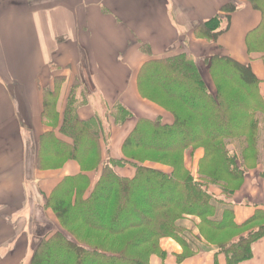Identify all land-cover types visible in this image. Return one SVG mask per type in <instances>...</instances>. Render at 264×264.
<instances>
[{"label": "trees", "instance_id": "trees-1", "mask_svg": "<svg viewBox=\"0 0 264 264\" xmlns=\"http://www.w3.org/2000/svg\"><path fill=\"white\" fill-rule=\"evenodd\" d=\"M251 2L264 13V0ZM235 7L224 5L223 10L228 9L224 29L221 16L215 15L196 26L197 35L217 39ZM248 39L251 50L264 44V16ZM207 68L212 85L196 58L186 52L143 63L137 76L139 93L171 112L174 120L167 123L160 116L139 117L124 141L125 157L101 163L92 188L89 172L100 166L101 141L109 127L97 114L80 118L78 109L85 98L76 99L75 88L59 128L71 141L59 137L54 128L45 132L38 158L43 167L53 166V160L61 165L76 158L81 163L82 172L66 176L48 199L69 233L57 231L40 241L28 264H149L150 255L160 251L163 237L181 242L184 252L178 255L180 261L200 252L191 246L179 222L187 215L201 219L198 226L207 239L205 228L216 235L219 240L215 244L226 254L227 264H240L253 256V244L264 236V221L247 232L219 237L264 220L260 209L245 222H237L232 200L249 163L259 158V115L264 114L260 79L250 63L223 53L209 57ZM54 109L55 100L47 97L45 121L57 116ZM122 110L126 117L134 115L119 102L113 108L114 116ZM238 139L240 151L232 150L230 145ZM198 146L204 147L205 153L196 180L185 167L184 154ZM44 157L52 161L47 163ZM146 160L169 163L173 171L149 167ZM123 161L136 166L134 176L116 172L114 165ZM230 182L234 186L230 187ZM211 185L221 186L225 196L214 194ZM161 255L166 257L164 252Z\"/></svg>", "mask_w": 264, "mask_h": 264}, {"label": "crops", "instance_id": "crops-1", "mask_svg": "<svg viewBox=\"0 0 264 264\" xmlns=\"http://www.w3.org/2000/svg\"><path fill=\"white\" fill-rule=\"evenodd\" d=\"M49 2H44L49 5H43L41 0H0L2 264H7L14 250L24 256L27 264L32 255L30 248L27 251L30 238L24 237V230L29 224L35 233L38 227L25 214L30 201L26 184L31 183L34 191L40 195V186L46 190L51 189L63 176L81 171L80 164L74 159L66 160L63 167L56 169L41 168L38 161L39 141L45 132L54 128L59 137L71 141L59 128L75 88V98H85L88 102L78 109L83 120L98 114L97 107L100 105L112 107L119 101L124 102L132 111H138L137 114L149 117L163 115L167 118L170 115L168 111L155 104L149 106V102L139 94L137 76L143 63L150 58L186 52L192 54L202 67L203 59L221 50L242 63H250L260 79V90L264 97V44L256 45L251 50L248 39V34L260 24L264 13L251 0ZM227 4L236 7L228 26L217 40L196 38L193 33L195 27L223 12ZM169 7L178 12H175L172 23L160 17L168 36L160 40L163 45L156 46L154 41L158 34L147 37L146 31H143V22H137L146 18L153 24L154 10L163 9L164 13H169ZM103 24V31L100 32ZM109 34L118 36L115 43L114 38L110 40V47H105L104 43L95 47L89 41V37L91 39L94 36L103 41ZM142 42L149 44L148 51H144ZM47 97L55 100L54 113L57 116L45 121L43 111ZM133 123L134 119L131 118L121 128H115L113 143L112 138L110 144L102 139L101 163L109 156L119 157L123 139L131 131ZM116 137L120 138L119 143L115 142ZM201 155L202 151L198 150L197 156ZM101 167L89 172L92 182L98 179ZM261 168L262 165H259L257 169L247 172L244 186L236 192L234 209L235 219L239 223L253 216L256 210H264V176L260 172ZM163 241L166 257L163 259L154 255L151 264H216V260L217 264H227L226 254L217 249L178 261L176 256L183 250L181 245L171 238ZM240 264H264V236L253 244V256Z\"/></svg>", "mask_w": 264, "mask_h": 264}, {"label": "rangeland", "instance_id": "rangeland-1", "mask_svg": "<svg viewBox=\"0 0 264 264\" xmlns=\"http://www.w3.org/2000/svg\"><path fill=\"white\" fill-rule=\"evenodd\" d=\"M41 1H42L43 5H49L50 4L49 1H51V0H41ZM44 2L45 3H49V4H45ZM228 6L232 7L234 5L233 4H228ZM169 9H170V7H169ZM175 12H178V11L176 9H174L173 7L170 9L169 13H164L163 9L162 10L155 9L154 13H153V16H154L153 24H152V21H150L149 19H146V18L140 19L137 22V24H139L140 22H143L142 23L143 31H146V36L147 37H149V36H151L153 34H158L157 35L158 37L155 36L156 40L154 41V43L155 42L157 43L156 46L163 45V44L160 43V40L163 39V38H166L168 36V34H167L166 30L163 28V26L161 25L160 17L163 18L164 20L168 19V21H170L172 23V18L175 16ZM226 12L228 13V9L226 10ZM226 12L223 10V12L221 11V12L216 14V15H220L221 16L220 27L223 28V29L227 25L226 23H227L228 15H227ZM88 22H89V20H88ZM144 22L148 25L147 28H145V23ZM97 24L98 23L95 24L96 28H97ZM100 27L101 28L99 29V31L101 32V31H103L104 24L101 25ZM177 28H180V27H177ZM195 29H196V27H195ZM195 29H194L193 33H194L196 38L205 39V40H209V41L217 40V39H209V38H205V37H200L195 32ZM154 32H156V33H154ZM98 38L99 37H97V36H94V38H91V39L89 37V41L95 47L102 46L103 43H104L105 47H110L109 46L110 40H112L114 38V43H115V41L118 38V36H117V34H112V35L109 34L103 39V41L100 38H99L100 40H97ZM141 44H142V48L144 49V51H148L149 50L150 46H149L148 43L142 42ZM220 51L219 52H215V53H211L209 56L206 57L205 60L203 59V61H202V68L205 71V75H206L205 78H208L209 83H211V85H212L213 82L211 80V75L209 74V71H208V68H207V59L209 57H211L213 54H218V53H223L224 54V52H220ZM230 77L232 78V75H230ZM234 78L237 79L236 76H234ZM137 86H138V83H137ZM142 98L144 100H146L147 102H149V103H147L149 106H152L151 104H153V105L155 104L156 106L160 107L159 104L153 102L152 100L144 98V97H142ZM83 103H88V102L85 99V102L82 101L81 105ZM120 103L124 104V102H120ZM124 105H126V104H124ZM114 106L115 105H113L112 107H108L107 105L104 104V105H100L99 107H97V111H98L97 118L98 119L99 118H103V120L105 121V123L108 124V127H109L108 130L106 131L108 133V134H106L107 136L103 137V139L106 141L105 142L106 144H110L111 143V138H112V143H113V139H114L113 138V135H114L113 134V130L115 128H121L131 118L134 119V123L133 124L135 125L137 120H138V118L143 116L141 114H137L138 111H135V112L132 111L134 115L131 116V117H126L128 114L125 113L123 110L121 111L120 114H117V116H114V114H113ZM103 113H105V114H103ZM169 113H170V115L167 116V118H165L163 115H158V116L162 117L164 122L171 123L174 120V115L171 112H169ZM152 116H153V114H152ZM158 116H156V117L155 116L154 117L145 116V117H149L151 119H155ZM259 118H260V123H261V126H260L261 131H260V137H259V149H258L259 150V158H258V160H254V161H251L249 163L247 172L251 171L252 169H257L259 165H262V168L260 169V172H261L262 176H264V114H260ZM171 119H172V121L169 122V120H171ZM129 133H130V131L128 132V134ZM128 134L125 135V137L123 139L124 141L127 138ZM238 140H235L234 141L235 143H232L230 145V148L232 150H237L238 149V151H240L238 143L239 142L242 143V142H241V140H239V141ZM120 141H121L120 138L116 137L115 142L119 143ZM124 141H123L122 146H121V152H120L119 157H113V156L110 157L109 156L106 160H103L102 162L103 163L108 162L110 158H112V159H122V158H124L125 157L124 156V152H123ZM198 150L202 151L201 157L197 156V151ZM204 153H205L204 147L198 146V147H191V148L187 149L185 151V154H184L185 167L187 168L189 173L196 180L199 179L200 161H201V159H203ZM72 159L76 160L80 164V167H81V169H80L81 171L80 172H82V166H81V163L79 162V160L76 159V158H72ZM43 160L45 162H47V163H50L52 161V158L51 157H44ZM93 161L94 160H92V162ZM56 163H58V164H56ZM65 163H66V161H63V163H61V165H60L58 160L57 161L53 160V166H45V167L41 166V168H45V169L46 168H55L56 169V168H59V167H63ZM99 164L102 165L101 161H100ZM144 164L149 166V167L161 169V170L169 172V173H171L173 171V166L171 164L165 163V162H160V161H155V160H146V162ZM114 167H115L114 169H116V172H118L119 174L125 175V176H130V177L134 176L135 172H136V166L134 164H131V163L126 162V161H123L121 163H116V165H114ZM123 171H125L126 173H124ZM247 172H246V174H247ZM100 173H101V170H100ZM129 173H131V174H129ZM246 174H245V177H246ZM72 175H74V174H72ZM66 176H69V175H66ZM66 176H63L58 182L54 183L52 185L51 189L46 190L44 188V186H40V188L42 190V193L40 195L37 194L34 191V187H33V185L31 183H27L26 184V187H27V190H28V196H29L27 198H29L30 201H29V207L27 206L25 214H26L27 218L28 217L31 218V221L33 223L35 221V223H36V225L38 227V228H35L36 230H34L35 231V233H34L32 231L33 229L31 230L29 224L27 226L25 225L26 228L24 230V232H25L24 237L27 236V238H28V236H29V238H30V244L28 243V245H27V251H29L28 249L30 248L31 251H32L31 254H34L35 248L40 243V241H42L44 238L50 237L51 235H53L57 231L68 232V231H66L67 229L64 228L62 223L60 222V219H59L56 211L53 209L52 206L48 205V199L51 196L52 192L65 179ZM95 183H96L95 181L92 182V180H91L89 188H92L95 185ZM244 183H245V179H244L243 183L241 184V186L239 185L238 187H236V189L233 192L232 200L234 202V204H233L234 206H235V201L234 200H235L236 192L241 190V188L244 186ZM228 185L230 187H232V186H234V183L230 182ZM89 188H88V190H89ZM210 189H211V191L214 192V194H217L219 196H225L221 186L211 185ZM144 191L145 190H142V192H144ZM139 205H140V203H139ZM222 208L223 207L220 206V209H222ZM200 220L201 219L196 217V216L187 215V216H185L183 219H181L179 221L180 224L183 226V228L186 231L185 234L188 237L189 243L191 244L192 247H195L196 249L199 248L200 252L209 251L211 249L219 250L217 245L215 244L216 242H218L219 239L217 237L215 238L216 235H214L212 232L211 233L207 232L210 229H208V228L204 229V231H205L204 235L207 234L209 236L210 240H208L209 238L207 239V237L202 235V231L200 230V228L198 226ZM263 221L264 220L252 223V224L246 226L245 228L241 229L240 231L239 230H235V231H227L226 233H220L221 236L219 238L224 239V238L230 237V235H232V234L235 235L238 232H247L248 230L254 228L255 226H259L260 222L263 223ZM31 231L33 232L32 234H31ZM168 238H171L174 241H176L177 243H179L181 245L182 249H183L181 253L184 252V248H183L181 242L176 240L174 237H163L159 241L160 251L150 255L149 264H151V258H153L154 255H157V256H159L161 258H162L161 252H164L165 255H166V252L163 249V244L162 243L164 242L163 240L168 239ZM17 251L18 250H16V251L14 250L13 253L11 254V256H9V258L7 259V264H27V261L25 262L24 256L19 254V251L18 252ZM14 252H15V255H14ZM200 252L197 251L195 254H198ZM181 253H179V254H181ZM195 254H193V255H195ZM178 255L176 257H177V260L179 261ZM31 257H32V255H31ZM184 259H186V258H184ZM184 259H182L180 261H183ZM215 263L217 264V260L215 261ZM0 264H2V262Z\"/></svg>", "mask_w": 264, "mask_h": 264}]
</instances>
